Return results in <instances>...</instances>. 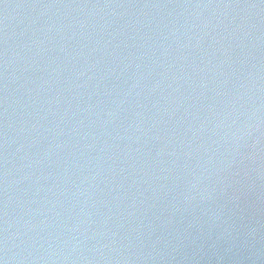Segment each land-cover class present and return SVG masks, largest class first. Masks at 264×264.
I'll use <instances>...</instances> for the list:
<instances>
[{
  "label": "water",
  "instance_id": "obj_1",
  "mask_svg": "<svg viewBox=\"0 0 264 264\" xmlns=\"http://www.w3.org/2000/svg\"><path fill=\"white\" fill-rule=\"evenodd\" d=\"M2 264H264V0H0Z\"/></svg>",
  "mask_w": 264,
  "mask_h": 264
},
{
  "label": "snow or ice",
  "instance_id": "obj_2",
  "mask_svg": "<svg viewBox=\"0 0 264 264\" xmlns=\"http://www.w3.org/2000/svg\"><path fill=\"white\" fill-rule=\"evenodd\" d=\"M0 264H2V262H0Z\"/></svg>",
  "mask_w": 264,
  "mask_h": 264
}]
</instances>
